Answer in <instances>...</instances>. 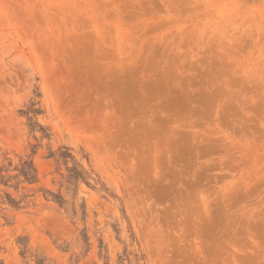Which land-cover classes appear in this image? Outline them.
I'll return each instance as SVG.
<instances>
[{
  "label": "rangeland",
  "instance_id": "1",
  "mask_svg": "<svg viewBox=\"0 0 264 264\" xmlns=\"http://www.w3.org/2000/svg\"><path fill=\"white\" fill-rule=\"evenodd\" d=\"M0 264H264V0H0Z\"/></svg>",
  "mask_w": 264,
  "mask_h": 264
}]
</instances>
